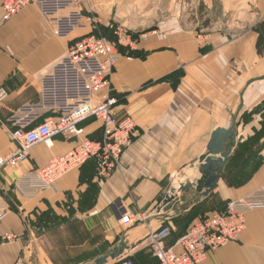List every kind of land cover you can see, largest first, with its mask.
<instances>
[{
	"label": "crops",
	"instance_id": "crops-1",
	"mask_svg": "<svg viewBox=\"0 0 264 264\" xmlns=\"http://www.w3.org/2000/svg\"><path fill=\"white\" fill-rule=\"evenodd\" d=\"M2 1L0 88H5L8 96L0 106V157H5L16 147L10 132L26 117L29 110L25 107L38 115L34 124L52 115L39 109L41 80L71 39L82 33L55 36L49 19L34 4L4 22ZM127 1L135 2L124 4L119 13L132 8V16L119 17L126 21L127 30L137 35L133 51L139 57L121 58L116 63L111 94L117 101L116 119L131 118L139 134L123 151L120 168L108 177L99 178L90 161L61 176L54 190H45L33 199L16 194L14 181L66 154L77 143L75 139L54 137L51 147L38 144L28 151L26 161L0 170V201L8 208L0 222V234L15 236L11 241L0 240V264H43L46 254L41 241L45 236L40 237L31 227L33 215L48 209L62 212L63 204L71 203L77 210L79 198L85 196L91 199L86 205L80 203V210L95 219L92 229L102 227L104 242L111 244L102 264L122 260L157 264L146 238L164 225L171 229L166 245L180 251L176 244L180 237L171 224L175 202L159 204L173 188L174 178L177 188L199 178L198 159L216 129L232 127L235 146L212 192L203 196L194 187L180 192L183 213L193 205V199L198 200L196 206H209L216 212L228 200L264 184V37L262 50L257 49L258 32H264V0H193L201 6L200 15L206 22L202 25L187 22L188 4L183 5V0ZM74 6L88 15L87 2L81 5L74 0ZM197 31L206 33L201 43ZM89 121L81 124L84 134L100 137L101 130L94 132L100 124ZM91 183L93 195L88 191ZM138 214L143 220L120 223L122 217ZM243 221L238 240L210 251L202 264H264V209L245 214ZM116 248L121 250L117 258L106 256Z\"/></svg>",
	"mask_w": 264,
	"mask_h": 264
},
{
	"label": "built area",
	"instance_id": "built-area-1",
	"mask_svg": "<svg viewBox=\"0 0 264 264\" xmlns=\"http://www.w3.org/2000/svg\"><path fill=\"white\" fill-rule=\"evenodd\" d=\"M37 5L49 19L53 34L60 38L82 34L71 39L65 53L53 64L49 74L43 76L40 85L39 109L52 113L41 123L28 109L26 117L19 120L10 135L16 147L5 157H0V170L15 167L28 158V151L38 145L51 147L54 137L65 141L76 139L77 143L62 156L53 157L44 167L32 169L13 183L16 194L24 199H33L45 190H54L56 181L67 172L92 161L97 176L101 179L120 168L123 151L139 132L129 117L117 120L112 96L111 76L116 63L121 59L131 60L119 48L135 50L138 37L124 27L110 26L114 41H109L99 32L100 21L94 16L82 14L74 6V0H3L2 20H11L23 7ZM95 32V33H94ZM200 43L203 42L202 36ZM7 91L0 88V106L7 99ZM100 124L101 136L95 140L85 137L81 124L88 120ZM182 186L174 189V200ZM168 195H171L168 191ZM171 202V203H172ZM0 222L7 210L0 201ZM161 204H159V207ZM264 209V184L235 200H228L224 208L194 220L178 239L180 251L166 245L170 226H161L151 232L146 241L157 264H202L207 254L229 242L238 240L244 230L243 216ZM143 220V216H124L120 223L128 225ZM15 239L12 234H0L3 242ZM118 264H133L122 260Z\"/></svg>",
	"mask_w": 264,
	"mask_h": 264
},
{
	"label": "rangeland",
	"instance_id": "rangeland-1",
	"mask_svg": "<svg viewBox=\"0 0 264 264\" xmlns=\"http://www.w3.org/2000/svg\"><path fill=\"white\" fill-rule=\"evenodd\" d=\"M77 1L81 5L84 1L88 3V14L94 16L100 21L98 33L101 36L104 35L105 38L110 34L112 35V32H110V26H120L126 28L123 25L126 21L122 17H119V15L123 17L132 16L133 10L131 8L129 11H123L120 13L119 10L124 7V4L130 5L131 3L135 2L129 1V3L127 0H108L106 4H103V0ZM183 3H185L183 5L188 4V6L186 7V18L189 24H195L197 23V21L200 25L206 23L205 19L203 20L202 16L200 15L202 12L201 6L199 7L197 3L193 2V0H183ZM100 7L101 9L99 10L98 8ZM101 31H103V33ZM198 33L199 35H202V37L206 34L201 31H199ZM1 89H4L6 91L5 88ZM89 122H93L92 119H90ZM92 126H95L96 128V125ZM96 130L98 129H95L94 132H96ZM91 135L93 134L91 133ZM85 137L89 138L86 135ZM89 168L90 170L93 169L91 165H89ZM191 176L193 175H188V177ZM176 183V178H174L172 180V185L175 189L177 187ZM92 185L94 186V184ZM91 190L93 191V189ZM90 199L91 196L79 198L77 202L78 211L72 208L71 203L63 204V207L61 209L62 212H55L53 209H48L42 213L33 215L31 219L32 221L30 220L31 227H33L35 233H37L40 237L45 236V239H42L41 241L42 251H44L46 254V257L43 254V264H96V261L99 258L105 256V252L111 246V244L104 242V239L101 236L103 228L101 227L92 229V226H94L96 222L95 219L85 216L82 210H80V203L81 205H86L89 203ZM180 200L181 194L179 192V195H177L176 199V201L179 202L176 203L175 201V203H173V215L171 218V224L173 225L178 235L181 232L183 233L185 230H187L188 225L190 226V224L195 219L203 217L213 211L209 206L198 205L197 207H195V209H192L189 212L187 211L188 213L185 212V214L181 211V207L183 206V204H180ZM162 201L160 202V204L162 203ZM192 202L193 205L189 206L190 208L198 204L196 203L198 202V200L193 199Z\"/></svg>",
	"mask_w": 264,
	"mask_h": 264
},
{
	"label": "water",
	"instance_id": "water-1",
	"mask_svg": "<svg viewBox=\"0 0 264 264\" xmlns=\"http://www.w3.org/2000/svg\"><path fill=\"white\" fill-rule=\"evenodd\" d=\"M235 146L234 129H216L212 132L207 143L204 154L198 159L197 172L199 178L195 182L186 181L181 188V191H187L194 187L195 191L207 196L214 190L220 179L221 172L225 168L232 148ZM193 167V166H192ZM168 192L171 195L165 194L161 206L170 204L174 200V189L170 188ZM121 253L119 248L108 251L106 256L117 258ZM106 261V257H101L96 261V264H102Z\"/></svg>",
	"mask_w": 264,
	"mask_h": 264
},
{
	"label": "trees",
	"instance_id": "trees-1",
	"mask_svg": "<svg viewBox=\"0 0 264 264\" xmlns=\"http://www.w3.org/2000/svg\"><path fill=\"white\" fill-rule=\"evenodd\" d=\"M102 28V27H101ZM256 31L258 32V31H260V27H257L256 28ZM102 33H103V31H101ZM259 33V40H258V43H257V49H258V52H260L261 50H260V45L262 46V42H261V39L264 37V32H258ZM135 37L137 36L136 34H133ZM102 36H104V35H102ZM105 37V36H104ZM106 39H108L109 41H114V38H113V36L110 34L109 36H106ZM264 50H262V52H263ZM119 52L120 53H122L123 55H129V56H131V57H139V54L136 52V51H131V50H126V49H124V48H119ZM175 73H177V72H175ZM174 73V74H175ZM173 74V75H174ZM169 78V77H168ZM262 105L264 106V101L262 102ZM263 109H264V107H263ZM101 130V128H99L98 130H96V132H98V131H100ZM261 131H263L264 132V117H263V124H262V130ZM91 138V137H90ZM98 137H92L91 139H97ZM237 156H235V158H236ZM88 163V162H87ZM87 163H85V164H87ZM89 163H92V162H90L89 161ZM93 185L92 184H90V187H89V193H90V195H93V192H94V189H93ZM91 189H93V191L91 190ZM195 207H197L196 205L194 206V207H192V208H190L189 210H188V212L190 211V210H192V209H195ZM182 212H183V209L181 210ZM219 211V210H218ZM188 212H186V213H188ZM185 213V214H186ZM181 214H183V213H181ZM188 227H189V225H188ZM186 231V230H185ZM185 231L182 233V234H179L178 236L179 237H181L184 233H185ZM170 233H171V231H170Z\"/></svg>",
	"mask_w": 264,
	"mask_h": 264
},
{
	"label": "bare ground",
	"instance_id": "bare-ground-1",
	"mask_svg": "<svg viewBox=\"0 0 264 264\" xmlns=\"http://www.w3.org/2000/svg\"><path fill=\"white\" fill-rule=\"evenodd\" d=\"M192 177V176H191ZM177 188V187H176Z\"/></svg>",
	"mask_w": 264,
	"mask_h": 264
}]
</instances>
